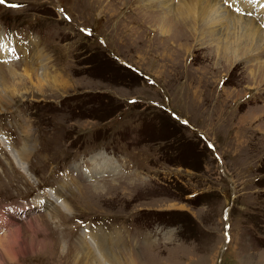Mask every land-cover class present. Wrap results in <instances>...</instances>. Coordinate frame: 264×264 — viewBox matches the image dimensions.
<instances>
[{"label": "rangeland", "instance_id": "rangeland-1", "mask_svg": "<svg viewBox=\"0 0 264 264\" xmlns=\"http://www.w3.org/2000/svg\"><path fill=\"white\" fill-rule=\"evenodd\" d=\"M5 2L22 7L0 6V31L35 33L43 53L34 48L38 64L17 47L9 62L7 49L0 54V133L19 156L28 146L24 173L5 153L10 146L0 148V226H11L0 238L15 232L1 243L0 264H73L84 248L97 250L83 229L106 216L121 229L93 237L119 262L264 264V50L250 51L258 42L234 62L206 30L162 37L155 27L165 14L152 0ZM234 5L236 16H250ZM255 10L264 32V12ZM31 68L58 83L37 86ZM91 154L84 172L93 181L73 172L61 182L58 169L80 172ZM114 160L132 175L118 174ZM61 183L55 192L68 211L48 210L53 201L31 207Z\"/></svg>", "mask_w": 264, "mask_h": 264}, {"label": "bare ground", "instance_id": "bare-ground-1", "mask_svg": "<svg viewBox=\"0 0 264 264\" xmlns=\"http://www.w3.org/2000/svg\"><path fill=\"white\" fill-rule=\"evenodd\" d=\"M152 1L157 6H159L164 11V14H165V16L162 18L163 20L159 21V24L157 25V27H155L159 31L160 36H162V37H167L169 35V33L172 32V30L183 29V27L185 28V32H186L185 34H183V35H185L184 36L185 39H188L190 37V35L196 36L197 34L200 37H203L202 30H206L207 35L214 42H216L217 47L219 49L221 48L222 52L224 53V55L228 59H229V57H232L234 62H236L239 59V49L240 48H242L245 51L244 53H247L246 52V46L252 47V44L254 45V43L258 42L257 49H253L250 51H258V50H262V49L264 50V32L260 29L262 27V25L259 23L258 18H256L257 20L252 19L253 18V16H252L253 9H256L254 11L256 13L255 17H257V15L260 14V12H264V5L261 3L260 4L256 3L257 5L254 6V8H253V3H252V1L249 2V0H243V1L229 0L227 7H225L226 4H225L224 0H181V2H180L181 4L176 5V6L173 5L172 2L170 3L169 0H152ZM235 2L240 5V8L236 9V11L241 12V11L245 10V12L251 13L250 16H245L243 18L241 16H236L234 14V12H232V10H231L233 8V6L235 8V5H234ZM236 17H238V18H237V21L235 22L234 18H236ZM178 19L184 21L183 24H180L179 22H177V24L175 26H173L172 23L176 22ZM229 19H230V21H229ZM261 19H262L261 21H264V16H262ZM187 25H188V27H186ZM176 26H178V28H175ZM231 29L233 30L232 32H231ZM182 31H184V29ZM1 38H2V36H1V32H0V45L5 46V49L3 47H0V54L2 55V53L6 52L7 47ZM231 39H233V40L231 41ZM34 44H37V40L33 37V39L31 40V43H30V54L25 60L29 61L30 63L36 61V64H38V63H40L41 60L37 61V59L40 58V56L34 52V48H35V47H33ZM35 49L38 51L39 54L43 53V51L42 52L39 51V47H37ZM6 54H4V55H6ZM23 54L25 55V52H23ZM44 56L47 58V56L45 54L42 55V58H44ZM4 57H2V58H4ZM8 59H10V57ZM4 61L1 60V63L2 62L4 63ZM227 61L229 62V60H227ZM260 66H264V63H263V65H260ZM260 69H262L264 72V68H260ZM25 70H26L27 78L31 77V74L34 73V76L37 80L36 81L37 86L43 87V85H46V86L48 84H55L56 85L58 83V81L56 80V77L49 76V74L47 72L35 74L34 69H32V70L25 69ZM261 72L262 71L259 70L258 74H260ZM6 92H7L6 87L0 86V104L2 101H4V99L5 100L7 99L6 98ZM0 112H1V110H0ZM27 148H28V146L25 145L20 156L17 155L18 147H13V146L11 147L10 146V150L5 152L8 154L9 158L13 162V165H16V167L18 169H20V172L22 171L23 173L26 171V167H27V161L25 160V156L28 153ZM4 151H6V150L4 149ZM103 154H104V156H108V157L112 158L111 156H109L105 153H103ZM93 155L91 157L89 156L87 161L89 159H91L93 157ZM96 158H98V157H96ZM100 158H101V156H100ZM102 162H104L106 165H108V163H106L107 161H102ZM87 164H88V167L85 165L83 167V169L80 170V172H79V167H75V166H73L71 171L74 172V175H77V173H78L80 176L82 175L83 179H85L87 182H91L93 180L91 178H88L86 173L84 172L85 170L90 169V167L92 168L91 163L87 162ZM97 169H98V167H97ZM126 176H130V175H126ZM118 177H120V176H118ZM105 178H109V177H105ZM62 185L63 184H60V189H61ZM58 189L59 188H56L55 191ZM60 199H62L61 196H60ZM61 201H62V203H60L59 205L55 204V205L51 206L48 210H50L53 207H56V209L61 211V210H63V209H61V206H64L65 209L68 211L69 210V206H68L69 204L67 203L68 201L64 198ZM46 203H48V201H46L43 204V206ZM39 204L41 206V201L39 202ZM54 210L55 209H53L52 212ZM50 214H51V211H50L49 215ZM17 217H19V215ZM8 222H9V220H8ZM2 226L5 227L6 232H8L9 229H11L10 223L5 222V224H3ZM2 226H0V229ZM7 227L9 229H7ZM14 234H15V232H13L9 237L4 236V237L0 238V250H1L2 254H4V255L8 254L7 252H5V248L1 245L2 241L12 237ZM88 235L90 237V240H87V243L90 246H91V244H93V246L97 248V250L94 248L96 250L95 252L97 254H95V252L94 253L90 252L91 250H89L90 249L89 246L86 245L89 249L84 248L85 252H81L80 253L81 255H79V256L74 255L75 258H74L73 264H110V262L108 263L107 259H111V258H113V261L115 262L114 264H127L124 259H123L124 262H119L118 259H116L117 256L109 257L108 255H104L100 252V251H104L106 249L105 246L108 245L107 241H105L104 238H102V237L100 238L98 236L92 237L91 233H88ZM18 237H20V236H18ZM114 240H115V237H114ZM116 241L118 242L119 239H116ZM92 250H93V248H92ZM12 254H14V252H12Z\"/></svg>", "mask_w": 264, "mask_h": 264}, {"label": "snow or ice", "instance_id": "snow-or-ice-1", "mask_svg": "<svg viewBox=\"0 0 264 264\" xmlns=\"http://www.w3.org/2000/svg\"><path fill=\"white\" fill-rule=\"evenodd\" d=\"M225 4H228L229 0H224ZM249 2H251V0H249ZM5 3V0H0V4ZM12 7H16V5H11ZM249 15L251 13H248ZM0 47H3L2 45H0ZM10 52H15V49H10ZM16 59H19V56H16Z\"/></svg>", "mask_w": 264, "mask_h": 264}]
</instances>
